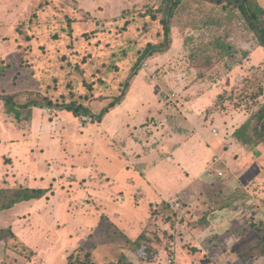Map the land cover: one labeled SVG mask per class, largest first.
Instances as JSON below:
<instances>
[{
	"label": "rangeland",
	"instance_id": "1",
	"mask_svg": "<svg viewBox=\"0 0 264 264\" xmlns=\"http://www.w3.org/2000/svg\"><path fill=\"white\" fill-rule=\"evenodd\" d=\"M156 1L0 0V60L9 70L0 77V93L26 90L40 94L20 97L37 102L31 106L33 122L27 128L30 119L22 115L16 121L0 110V187L21 182L46 190L37 200L0 211V227L9 225L15 233V238L0 240V264H67L80 244L89 251L95 248L99 264L116 262L123 253H129L135 264H210L222 253L220 264H251V259L241 260L247 242L254 240L253 232L226 246L229 251L218 246L219 238L228 237L231 231L212 237L200 252L190 250L193 247L187 240L192 235V217L206 210L208 184L219 186L221 181L215 178L222 175L232 182L234 163H224V157L215 154L221 158L220 170L218 157L212 160V150L220 139L209 135L216 128L219 137H229L255 111L259 99L248 98L251 93L243 96L241 80L262 70L264 49L257 46L241 18L231 16L228 10L205 1L183 0L172 20L170 47L144 60L123 89L138 50L147 41L160 40L158 20L141 15ZM254 1L264 6V0ZM214 20L222 24L202 25ZM217 35L231 43L235 58L196 66L203 55H214L210 41ZM242 51L247 52L244 58ZM200 72L208 74L205 78L217 75L216 81L206 85L196 82ZM255 87L252 84L249 92ZM124 91L121 103L97 120L103 107ZM219 93L225 99L214 104ZM43 96L83 106L87 112L74 114L43 106L39 104ZM180 129L189 133L182 134ZM203 132V138H208L207 143L203 141L204 150L197 152L190 141L177 151L168 147L173 140L183 141ZM237 143L243 149L237 155L241 165L264 161L261 154L250 153V144ZM151 150L153 154L147 157ZM167 154L172 159H167ZM144 156L147 168L156 156L167 165H176L180 158L202 174L188 183L170 182L168 172L162 171L147 178L148 170L140 163ZM212 170L217 175H212ZM257 170L253 179L261 178ZM257 188L264 192V186ZM154 212L160 216L157 226L164 239L152 225L150 234L154 232L160 244L152 243L151 255L141 251L137 256L131 254L119 230L128 226L140 233L148 213ZM246 214L241 211L238 216ZM240 224L241 220L234 225ZM173 239L183 241L181 252L175 253L170 244ZM256 264L263 263L259 259Z\"/></svg>",
	"mask_w": 264,
	"mask_h": 264
},
{
	"label": "trees",
	"instance_id": "2",
	"mask_svg": "<svg viewBox=\"0 0 264 264\" xmlns=\"http://www.w3.org/2000/svg\"><path fill=\"white\" fill-rule=\"evenodd\" d=\"M183 0H157L152 8L150 7L146 12H143L141 15H149L151 19L158 20V23L161 25V34L160 40L157 42L147 41L143 48L138 50V57L134 64L131 67V71L124 82L123 89L126 88L129 84L130 79L139 71L142 62L153 55H159L166 51L170 47L171 43V24L174 16L178 8L180 7ZM205 1L214 5H218L221 10H228L232 13L231 16L235 18H241L242 23L247 31H249L252 35H254L257 46L264 49V6L258 4V2L254 0H200ZM222 23L219 20L214 21H205L203 22V26L207 25H221ZM195 27H200L198 24H195ZM201 28V27H200ZM210 44L213 45V49H215L214 55L206 54L203 55L201 60L197 61L196 66H211L212 64L225 59L235 58V49L231 46V43L223 41V38L219 35L213 37V40L210 41ZM241 56L244 58L247 56L246 51H242ZM194 58L195 55L193 54L190 56ZM264 63V58L262 60ZM7 63L1 59L0 60V77L7 73ZM207 75L200 72L197 74L198 78L195 80L198 83H205L211 82V84L216 81L217 75L213 78H205ZM210 80V81H209ZM241 82L244 83L245 88L243 89V96H246L248 93V98L252 99H259L257 102V107L255 111L250 114L246 120L239 125L234 130V135L238 138L243 139L246 144L250 145H258L260 143L264 144V67L259 72V74H254L253 77L247 79L243 78ZM256 85V87L249 92V87ZM263 84V85H261ZM204 85V84H203ZM204 85V86H205ZM122 89V90H123ZM29 94H39L33 91H19L16 90L14 92L9 93H0V100L3 105V110L7 114H11L15 118L19 120L20 117H25L29 119L31 117V106L37 103L35 100H21V96H29ZM125 91L120 93L116 96L112 102L108 105H105L101 112L95 117L97 120H101L104 115L110 110V108L114 107L115 105L121 103ZM40 95V94H39ZM217 98H219L217 102ZM216 101L214 104L221 103L223 101V95L219 93L217 95ZM43 100L41 105L48 106L54 108L56 110H68L73 112L74 114H79L80 112H87V110L80 105L74 103H58L53 101L47 97H42ZM208 107L207 112H211L212 108ZM24 112V114H21ZM184 131L183 129H180ZM177 132V131H176ZM179 132V130H178ZM46 193L45 188H35L29 187L26 185H22L20 183L13 185V186H6L0 187V211L8 210L17 204L37 200L42 197ZM161 210H164L161 208ZM107 222L115 229L119 230V228L112 222L107 220ZM230 231V230H229ZM240 231L241 235L253 232L254 233V240L248 242L249 246L247 249V253L245 252L242 254V260L251 259L261 257L264 260V223L262 219H246L240 228L237 229ZM120 236L124 238L125 246L128 248L129 252L133 255H138L139 252H148L150 255L153 252L154 248H152V243L157 244V238L154 237V232L152 235L150 231H144L136 238H128L122 232ZM233 233L234 230H231ZM152 238H151V237ZM256 236V237H255ZM15 238V233L12 231L9 225L0 227V240ZM24 245V244H21ZM26 245H24L25 247ZM27 247V246H26ZM94 247H91L90 251L86 250L83 245H79L75 248L77 254L73 257L70 255L68 258L67 264H99L98 261L94 258ZM254 255V256H253ZM146 257V256H145ZM144 259L147 260V257ZM143 259V260H144ZM5 260L2 261V263ZM25 264V263H23ZM106 264H135V261L131 258L129 253L122 254L118 261H108Z\"/></svg>",
	"mask_w": 264,
	"mask_h": 264
},
{
	"label": "crops",
	"instance_id": "3",
	"mask_svg": "<svg viewBox=\"0 0 264 264\" xmlns=\"http://www.w3.org/2000/svg\"><path fill=\"white\" fill-rule=\"evenodd\" d=\"M207 87H209V86H207ZM207 87L203 88L201 92L205 91V89ZM203 95H204V93L202 94V96ZM186 101L189 103L191 101V99H188ZM2 107H3V105L1 102L0 103V110L3 113H6V112H4ZM7 115H9V114H7ZM107 115H108V112H107ZM12 117H14V116H12ZM29 119H30L29 122L26 123V128H27V124L30 125V122H33L32 121V110H31V117ZM15 120L17 121L18 119L15 118ZM25 121H27V120H25ZM237 127H235L233 129V131L231 132V135L229 137H227V135H225V134H221V136L219 137L218 136L219 132H218V129H216V128H213L211 131V134L209 135V137L220 139V142L215 146L216 148H213V150H212V154L214 155V156H212V160L215 158V156L218 157L215 154H219L221 157H224L223 158L224 163H228L229 165H232V163H234V169H232V172L234 174L229 179V180L232 179V182L228 181V176H227V178H225L226 176L224 177V175H222L220 177L215 178V179H219L221 181V184H220L221 186L220 185L217 186L216 183H214V182H210L208 184V186L211 185V187H209L211 189L208 190L209 198L204 199V204L206 206V210H203L202 213L196 212V214L192 217L193 218L192 222L189 224V227L192 229V231H191L192 235H191L190 239L187 240V243L190 242L191 247H193L190 250H192L194 252H200L199 248L203 247V244H207V242L210 241L212 237L214 239H217L219 235H222L225 232H228L229 230L230 231L234 230V232H233L234 235L233 234L229 235V233H228V237H223V238L220 237L219 238L220 243H219L218 248H220L221 250H224V248H225V251L226 250L229 251V249L226 248V246L228 247L230 245V243H234L236 241H239V238H244L247 235V234L241 235L240 231H237V229L239 227H241V225L243 224V222L246 219H248V218H252L254 220L262 219V221L264 223V206L258 207V206H260L259 204L264 203V199H261V197L258 198L259 196L257 195V193L264 195V192H261V193L258 192L259 188H257V187H263L264 186V161H262V162L257 161L255 164H252L248 167L245 166V163L241 165V163L239 161L240 157L237 155H238V153L242 154L243 149H241L242 147H241V145H239L237 143V141H239V140L241 142H244V141H243V139L238 138L236 135H234V130ZM182 132H183L182 134L189 133L186 130H184ZM178 133H181V132H178ZM1 134H3V133H1ZM1 134H0V137H1ZM203 137H205L204 132L201 134L198 133L197 135H192L191 137L189 136L188 139L183 140V141L173 140V143L169 142L168 147H170V148L172 147L174 149V151H177V150H180L181 148H184L185 143L190 141L193 144H195L196 151L199 152L201 150H204V149H202L204 139H205L204 142L207 143L208 138L206 139ZM233 137H237L238 140L235 141V139H237V138L234 139ZM234 143H236L238 146L231 149L230 147ZM247 145H249V144H247ZM249 147H250V153L254 154L255 156H259L261 154L262 157L264 158V144L263 143H260L258 145H249ZM231 150H234V152H232ZM19 151H21V150H19ZM155 153L156 152H154V154ZM152 154L153 153L151 150V152L147 154V157H150ZM23 156H24V154H23ZM232 156H233V158H231ZM147 157L144 156V158L140 162L143 166L146 163L144 159H146ZM167 159H172V158L167 154ZM220 159L218 157L215 160H219L218 166L220 167V170H223L222 163H221ZM152 160H156L155 163H151L152 166L147 168V166L145 165V170L146 171L148 170V171L145 173L144 176L147 178H151L152 176H157L158 174H160L157 172L162 171V172H168L167 177H170L169 178L170 182L173 181V179H177L178 181H182L183 183H186L188 180L191 181L192 178H194V177L198 178V176L200 174H202L199 172L198 168H194L190 165L188 166L185 163V161H182L180 158L177 159L176 165H172V163L167 165L163 162H159V161H157V156L155 157V159H152ZM173 163H175V162H173ZM200 165L202 166V163ZM257 169L259 170L258 175L261 178L260 179H257V178L253 179L254 172L256 173ZM134 171H136V170H134ZM215 174L217 175V172L213 171L212 175H215ZM139 176H141V175L139 174ZM26 180L29 181V177H27ZM190 181H188V182H190ZM207 182H209V180H207ZM260 182L262 185L259 186ZM20 184H21V182H20ZM176 184H177V181H176ZM161 196H163V195H161ZM155 201H156V199L154 200V202ZM17 205H19V204H17ZM155 208H156V206H154V209ZM187 208H188V210L193 211L192 208H190L188 206H187ZM241 211H244V212L247 211V214L241 215V218H240L238 216V214ZM155 212H157V211H155ZM155 212H154V214L148 213L146 225L142 229H140V231H139L140 233L136 234L133 229H131V231L128 230L127 229L128 226L123 230L121 229L122 232L124 234H126V236L128 238L134 239L138 235H140L142 232H144V229L149 231V228L153 225L154 227H156V230L158 231L157 235L159 236V238L161 240H163L164 234L160 233L159 227H158L161 224L160 223L161 219H160V216L158 214H156ZM182 213H184V214L186 213L184 208H182ZM240 220H241V224L239 226H235L234 224ZM129 232L132 234H129ZM245 238H247V237H245ZM228 242H229V244H228ZM182 243H183V241L178 242V241H174V239L171 240L170 244L174 245L175 253L178 251L181 252V249L183 250V246H181ZM159 244H160V242L158 241L157 245H159ZM247 244H248V242H247ZM224 255H225V253L217 255V258L214 259L213 261L211 260L210 264H220L221 259H223ZM259 259L264 264V260L261 257H259L258 259L251 258L250 262H251V264H256L259 262ZM202 261H208V260H206L205 258L202 257ZM246 263L249 264V261ZM246 263H244V264H246ZM234 264H242V263H234Z\"/></svg>",
	"mask_w": 264,
	"mask_h": 264
},
{
	"label": "built area",
	"instance_id": "4",
	"mask_svg": "<svg viewBox=\"0 0 264 264\" xmlns=\"http://www.w3.org/2000/svg\"><path fill=\"white\" fill-rule=\"evenodd\" d=\"M47 111H50V109H46ZM170 262V260H168Z\"/></svg>",
	"mask_w": 264,
	"mask_h": 264
}]
</instances>
